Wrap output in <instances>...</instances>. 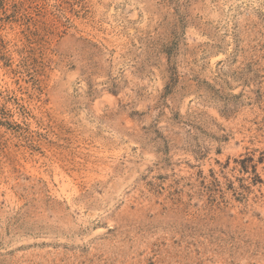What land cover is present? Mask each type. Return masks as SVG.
Listing matches in <instances>:
<instances>
[{
	"label": "rangeland",
	"instance_id": "374dc122",
	"mask_svg": "<svg viewBox=\"0 0 264 264\" xmlns=\"http://www.w3.org/2000/svg\"><path fill=\"white\" fill-rule=\"evenodd\" d=\"M0 264H264V0H0Z\"/></svg>",
	"mask_w": 264,
	"mask_h": 264
}]
</instances>
